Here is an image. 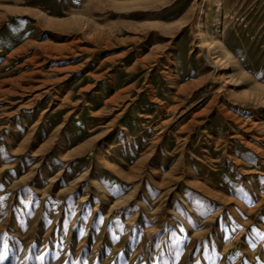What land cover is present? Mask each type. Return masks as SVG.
Returning <instances> with one entry per match:
<instances>
[{"label": "rangeland", "instance_id": "1", "mask_svg": "<svg viewBox=\"0 0 264 264\" xmlns=\"http://www.w3.org/2000/svg\"><path fill=\"white\" fill-rule=\"evenodd\" d=\"M0 264H264V0H0Z\"/></svg>", "mask_w": 264, "mask_h": 264}, {"label": "snow or ice", "instance_id": "2", "mask_svg": "<svg viewBox=\"0 0 264 264\" xmlns=\"http://www.w3.org/2000/svg\"><path fill=\"white\" fill-rule=\"evenodd\" d=\"M3 257L2 256H0V259H2Z\"/></svg>", "mask_w": 264, "mask_h": 264}]
</instances>
